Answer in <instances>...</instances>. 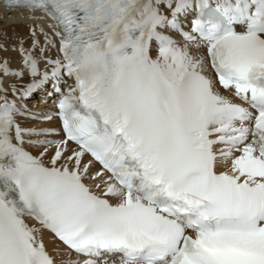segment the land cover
I'll list each match as a JSON object with an SVG mask.
<instances>
[{
	"label": "snow or ice",
	"instance_id": "6c2138e0",
	"mask_svg": "<svg viewBox=\"0 0 264 264\" xmlns=\"http://www.w3.org/2000/svg\"><path fill=\"white\" fill-rule=\"evenodd\" d=\"M5 6L59 29L43 71L21 46L0 75L51 83L61 127L0 79V264H264V0Z\"/></svg>",
	"mask_w": 264,
	"mask_h": 264
},
{
	"label": "bare ground",
	"instance_id": "6f19581e",
	"mask_svg": "<svg viewBox=\"0 0 264 264\" xmlns=\"http://www.w3.org/2000/svg\"><path fill=\"white\" fill-rule=\"evenodd\" d=\"M42 17L40 19H32V17ZM35 28V35H33L32 29ZM43 28V32L40 29ZM0 63L7 61L8 66L11 70H23V53L19 51L18 45L23 46L24 49L32 51L35 47V51L41 52V49H45V53L33 52V55L40 60L42 56L46 58H52L58 55V35H56V30L53 21L48 17H43L41 13H32L27 10H17L11 9L6 6H2L0 0ZM34 40L39 41V46H34ZM5 41V42H4ZM49 41L53 43H49ZM6 44V45H5ZM5 47V48H4ZM4 51V52H3ZM44 63L43 60H40ZM0 79L5 81V86L9 84H20L26 81L27 77L20 79L18 77H4L0 75ZM38 98L34 101L36 102ZM19 105H24L29 107L33 102L31 101H20ZM32 109V108H29ZM32 113V111H29ZM21 123L27 127L41 128V127H55V121L48 123H36L25 117L20 118ZM34 154H38V150L32 149ZM51 153V152H50ZM47 158V157H46ZM30 225H34V222L29 221ZM43 240L46 248L51 252V254L58 260H65L67 257L60 255V250L63 247L57 243L53 237L45 231L43 234Z\"/></svg>",
	"mask_w": 264,
	"mask_h": 264
},
{
	"label": "rangeland",
	"instance_id": "374dc122",
	"mask_svg": "<svg viewBox=\"0 0 264 264\" xmlns=\"http://www.w3.org/2000/svg\"><path fill=\"white\" fill-rule=\"evenodd\" d=\"M0 41H2V40H0ZM3 42V41H2ZM5 42V41H4ZM6 45V44H5ZM5 48V47H4ZM4 52V51H3Z\"/></svg>",
	"mask_w": 264,
	"mask_h": 264
}]
</instances>
